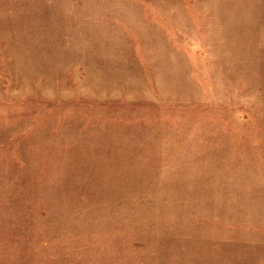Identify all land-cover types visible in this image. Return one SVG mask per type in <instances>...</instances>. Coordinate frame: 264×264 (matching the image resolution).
I'll return each instance as SVG.
<instances>
[{"label": "rangeland", "instance_id": "rangeland-1", "mask_svg": "<svg viewBox=\"0 0 264 264\" xmlns=\"http://www.w3.org/2000/svg\"><path fill=\"white\" fill-rule=\"evenodd\" d=\"M0 264H264V0H0Z\"/></svg>", "mask_w": 264, "mask_h": 264}]
</instances>
